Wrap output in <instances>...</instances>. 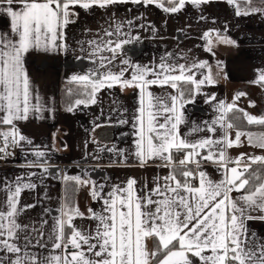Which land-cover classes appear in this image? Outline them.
Masks as SVG:
<instances>
[{"label":"snow or ice","instance_id":"6c2138e0","mask_svg":"<svg viewBox=\"0 0 264 264\" xmlns=\"http://www.w3.org/2000/svg\"><path fill=\"white\" fill-rule=\"evenodd\" d=\"M124 2L127 0H0V15L10 21V30L0 33V159L12 155L10 147H20L22 142L32 144L17 123L43 107L25 67L26 56L32 51L67 52L65 29L78 17L77 8H107ZM130 2L155 4L165 12L177 13L188 2L199 6L207 0ZM227 3L234 7L236 16L264 15V0ZM127 23L131 25L132 21ZM123 28L124 23L117 22L105 30L108 39L87 41L92 45L89 58H96L98 67L69 77L81 90L66 110L96 103L97 93L105 88L137 89L132 155L141 167L150 160L161 161L159 166L169 169L168 174L154 177L150 188L138 187L132 177L121 184H100L87 174H64V196L46 231L48 220H43L39 229L19 223L21 214L35 207L22 205L21 194L37 185L17 177L4 186L0 199V264H264V239L248 227L251 220L264 221V155H228V149L244 143L242 137L249 145L264 150V130H245L248 125L264 129V112L257 116L238 108L236 101L246 95L242 91L231 103L208 94L206 102L213 104L217 115L204 122L203 128L196 126L191 131L210 135L194 140L182 135L185 105L201 94L202 86L215 84L218 73L213 74L207 60L175 65L165 63L164 57L155 66L121 59L120 70L113 72V61L124 45L139 39L127 38L129 34ZM201 39L206 41L205 50L213 55L216 44H236L216 29L204 32ZM104 51L111 56L100 55ZM204 69L207 71H201ZM256 71L257 77L250 83L264 87V69ZM154 85L174 92L154 95L150 90ZM116 151L128 159L123 149ZM33 155L37 159L28 166L47 172L48 166L40 159L46 153L34 150ZM205 163L216 167L220 179L209 177L203 168ZM32 175L35 173H29ZM85 187L92 200L99 203V210L90 207L84 212L76 203L75 192ZM51 211L43 209L46 214ZM255 212L260 215L254 216ZM77 219L90 220L94 227H78Z\"/></svg>","mask_w":264,"mask_h":264},{"label":"crops","instance_id":"0c3cea01","mask_svg":"<svg viewBox=\"0 0 264 264\" xmlns=\"http://www.w3.org/2000/svg\"><path fill=\"white\" fill-rule=\"evenodd\" d=\"M76 12L78 17L75 22L65 29L67 52L32 51L26 56L25 67L31 77L34 93L41 98L43 107L39 112H31L26 121L17 123L21 133L32 144L22 142L20 147H10L12 155L0 159V199L4 196V186L17 177H25V182L31 180L37 187L22 192L21 204L35 207L26 209L19 217V223L39 229L42 221L48 220V225H44L45 231L50 227L52 217L57 215L55 209L60 207L64 174H87L100 184H121L132 177L140 188L145 185L150 188L154 177L168 174L169 169L159 166L161 161L150 160L141 167L132 155L135 140L133 116L139 103L137 89L125 88L122 91L119 86L102 89L96 95V103L75 106L71 112L61 103V93L68 92V83L76 88V94L81 90L79 85L69 81L71 75L83 74L98 67L96 58H89L92 45L87 41L108 39L104 35L105 30H110V26L117 22L124 23L122 31L129 34L127 38L139 39L124 45L123 51L113 61V72L120 70L121 59L127 58L133 64L155 66L164 57L165 63L175 65L207 60L213 74L218 73L215 84L202 86L201 94L190 102L191 109L188 104L185 105L186 122L180 126L182 135H188L193 140L210 135L206 131H191L196 126L203 128L204 122L211 121L217 115L213 104L206 102L208 94H214L217 101L231 103L234 95L242 91L246 95L236 101L238 108L257 116L264 112V87L250 83L257 77L256 70L264 69V15L236 16L234 7L227 0H207V3L199 6L188 2L177 13L165 12L155 4H133L130 0L107 8H77ZM128 21H132V24L129 25ZM210 29L220 30L236 44H216L213 49L215 55L206 51V41L201 37ZM9 30V19L0 15V33ZM100 55L110 57L111 53L104 51ZM197 78H200V73H197ZM150 90L158 96L174 92L169 87L155 85ZM122 120L127 123H120ZM216 135H220L219 131ZM119 149L124 150L127 160L118 154L116 150ZM34 150L46 153L40 159L48 166L47 172L43 168L28 166L37 159L33 155ZM241 153L239 147L228 149V155L232 158ZM180 158L182 156H178ZM203 168L211 179H220V173L213 164L205 163ZM29 173L35 175L29 176ZM81 191L78 204L81 211L86 212L90 207L99 210L100 205L92 200L89 190L85 187ZM44 208L53 211L46 214ZM75 223L83 229L94 227L87 219H77ZM248 227L250 232H256L264 239V221L251 220ZM148 243L151 247L152 242Z\"/></svg>","mask_w":264,"mask_h":264},{"label":"trees","instance_id":"16d2710c","mask_svg":"<svg viewBox=\"0 0 264 264\" xmlns=\"http://www.w3.org/2000/svg\"><path fill=\"white\" fill-rule=\"evenodd\" d=\"M242 7V6H241ZM67 89H68V92L65 94V93H63V91H62V93H61V103H62V105L64 106V107H68L70 104H72L71 103V100H74L75 98H77L78 96H77V94L75 93V90H76V88H74L73 86H71V84L70 83H68V87H67ZM69 90H71V91H69ZM66 92V91H65ZM188 106H189V108L191 109L192 108V104L191 103H188ZM260 128L258 127V126H252V125H248L246 128H245V130H259ZM260 130H264V129H260ZM64 190H65V184H64V182H63V196H64ZM81 195H82V191H81V188L78 190V191H76L75 192V194H74V199H75V201H76V203L77 204H79V199L81 198Z\"/></svg>","mask_w":264,"mask_h":264},{"label":"rangeland","instance_id":"374dc122","mask_svg":"<svg viewBox=\"0 0 264 264\" xmlns=\"http://www.w3.org/2000/svg\"><path fill=\"white\" fill-rule=\"evenodd\" d=\"M262 98H264V97H262ZM242 123H244V122L242 121ZM251 131L255 132V131H261V130L259 129V130H251ZM242 140H244V143H242L240 146H238L242 150V153H247L250 155H264V150H261L259 148H256V147L249 145L247 143L246 139L243 137H242Z\"/></svg>","mask_w":264,"mask_h":264},{"label":"built area","instance_id":"2783aa9c","mask_svg":"<svg viewBox=\"0 0 264 264\" xmlns=\"http://www.w3.org/2000/svg\"><path fill=\"white\" fill-rule=\"evenodd\" d=\"M0 146H2V145H0Z\"/></svg>","mask_w":264,"mask_h":264}]
</instances>
